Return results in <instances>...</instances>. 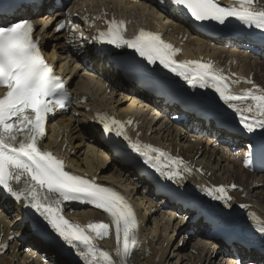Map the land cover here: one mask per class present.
Segmentation results:
<instances>
[{"label": "snow or ice", "instance_id": "6c2138e0", "mask_svg": "<svg viewBox=\"0 0 264 264\" xmlns=\"http://www.w3.org/2000/svg\"><path fill=\"white\" fill-rule=\"evenodd\" d=\"M169 3L178 11L186 10L195 21L226 25L234 18L242 24L264 30V9L254 6L256 0H232L229 4H222V0H169ZM105 23L107 28L99 30L94 40L117 49H133L149 64L158 62L190 87L211 88L223 105L235 113L243 130L248 133H253L256 128L262 130L258 146L264 153V86L247 78L243 81L233 79L234 73L226 75L213 62L174 59L180 49L164 41L159 33L141 29L134 38H125L126 22L123 19L113 17ZM67 26L61 21L57 31ZM78 27L72 23L73 29ZM33 32L34 25L29 19L21 17L18 22H9L0 17V87L6 89L0 96V190L32 209L33 226L37 229L45 225L49 227L75 250L83 264H134L131 257L138 245L139 221L127 198L118 190L99 183L95 177L67 170L64 161L44 147L49 116L55 114L57 107L64 106L65 84L55 74L53 66L43 58L39 42L33 39ZM241 82L252 87L237 92L232 86ZM96 117L103 126L104 134L114 133L116 137H122L127 142V148L138 154L144 164L162 178L179 182L181 172L192 171L182 158L171 156L151 144L141 143L138 138L133 139L126 131V125L133 123L131 119L125 122L107 113H97ZM222 123L226 125V119ZM136 135L139 137L140 133ZM111 142L115 150L123 151L118 142ZM202 191L213 200L231 207L232 197L227 194L225 186ZM66 201H80L107 214L114 225V256L112 250L101 249L93 242L109 236V224L89 223L82 227L69 221L61 207ZM249 219H256L255 214L249 213ZM255 231L264 237V223L255 227Z\"/></svg>", "mask_w": 264, "mask_h": 264}, {"label": "bare ground", "instance_id": "6f19581e", "mask_svg": "<svg viewBox=\"0 0 264 264\" xmlns=\"http://www.w3.org/2000/svg\"><path fill=\"white\" fill-rule=\"evenodd\" d=\"M232 2V0H228ZM264 9V0H256L254 5ZM146 5L141 4L132 10L131 19H139ZM148 9V8H147ZM139 12V13H138ZM156 11L149 14L158 19ZM165 16L168 20L171 32L180 31L178 43L184 48L185 54L180 56L184 60H201V62H213L214 66L222 68L226 75L235 74L233 79L244 78L253 80L255 84L264 86V62L252 57L249 53H239L221 47H208L198 35L185 37L184 23L178 16L166 7ZM54 15L48 16L47 21L53 20ZM42 19H39L41 21ZM183 24V25H182ZM190 32V30H188ZM58 38V36H57ZM56 53L63 51L59 44ZM93 62V68L97 71L98 78L103 77L109 84L120 83L119 75L109 68V65H98L99 60ZM60 67H66L70 63L57 60ZM74 67L67 68L71 73ZM82 77L79 86L77 82L72 84L80 100L84 104H78V114L68 117L70 133L66 142L76 152L70 159L78 171L94 175L99 180H108L110 187L123 194L134 208L138 217V245L131 257L134 264H231L233 251L224 248L218 241V234H208L207 227L199 221L195 223V232L188 235L187 230L192 227L186 217V211L178 206L163 205V201L157 200L151 189L141 192L140 178H135L131 169H124L109 153L100 145L90 124L91 111L88 107H96V98L90 97L88 91L95 86L93 79L95 74L81 73L76 78ZM123 82V81H122ZM99 85V83H98ZM111 85L108 96L103 97L100 88H97L99 101L109 103L120 111L129 114H142V125L152 127L154 135L144 137L146 129L139 139L141 143L151 144L160 148L174 157H180L192 169L191 172H181V180L175 182L179 186H185L194 192L195 197L206 202L212 212H219L223 223L218 230L228 227L237 228L247 237L253 245V253L249 254V264H264V237L255 231V227L264 223V173L255 175L244 168L246 161L244 151L233 153L237 144L232 141H223L220 144L212 143L210 138L196 137L186 133V123L171 119L161 118L154 109L148 107H135V98L131 99L133 92H125ZM237 92L249 89L252 85L241 82L232 86ZM108 98V99H107ZM149 118V120H146ZM262 130L256 128L254 132ZM80 161L81 164L78 162ZM183 168V165H181ZM236 187L233 188L232 185ZM225 186L226 192L232 197L231 207H226L222 201L213 200L202 189ZM232 189V190H231ZM246 205V207H240ZM18 207L2 209L0 206V264H83V261L57 234L50 232L45 226L39 229L33 226V222L24 223L25 216ZM184 213V215H183ZM249 213H254L256 219H249ZM73 218L82 227L89 223L109 224V236L99 238L93 242L101 249L112 250L116 247L114 225L111 224L102 213L93 209H81L73 213ZM43 230L40 234L39 230ZM91 233V229H88ZM179 234V238L176 236ZM95 235V233H92ZM24 238V242L19 241ZM27 247V249H26ZM188 249V250H187ZM187 250V251H186ZM243 250H240V253ZM231 257V258H230ZM255 259V261L251 259Z\"/></svg>", "mask_w": 264, "mask_h": 264}, {"label": "rangeland", "instance_id": "374dc122", "mask_svg": "<svg viewBox=\"0 0 264 264\" xmlns=\"http://www.w3.org/2000/svg\"><path fill=\"white\" fill-rule=\"evenodd\" d=\"M193 226H195V224H194ZM179 236H180V235H179V234H177L176 238L178 239V238H179ZM187 250H188V249H187ZM187 250H186V251H187ZM251 260L255 261V259H254V258H253V259H251ZM249 261H250V260H249Z\"/></svg>", "mask_w": 264, "mask_h": 264}]
</instances>
